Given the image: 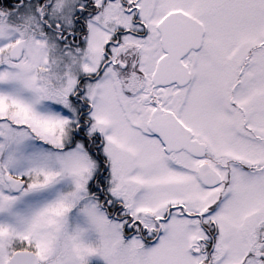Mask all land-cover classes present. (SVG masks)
Listing matches in <instances>:
<instances>
[{"label": "snow or ice", "instance_id": "snow-or-ice-1", "mask_svg": "<svg viewBox=\"0 0 264 264\" xmlns=\"http://www.w3.org/2000/svg\"><path fill=\"white\" fill-rule=\"evenodd\" d=\"M0 264H264V0H0Z\"/></svg>", "mask_w": 264, "mask_h": 264}]
</instances>
